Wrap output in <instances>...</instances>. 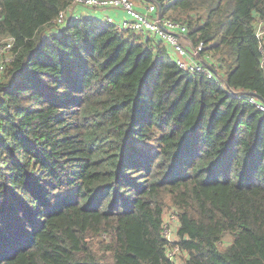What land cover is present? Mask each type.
Wrapping results in <instances>:
<instances>
[{
	"label": "trees",
	"instance_id": "obj_1",
	"mask_svg": "<svg viewBox=\"0 0 264 264\" xmlns=\"http://www.w3.org/2000/svg\"><path fill=\"white\" fill-rule=\"evenodd\" d=\"M72 2L0 0V264H264V0H159L219 82Z\"/></svg>",
	"mask_w": 264,
	"mask_h": 264
},
{
	"label": "built area",
	"instance_id": "obj_2",
	"mask_svg": "<svg viewBox=\"0 0 264 264\" xmlns=\"http://www.w3.org/2000/svg\"><path fill=\"white\" fill-rule=\"evenodd\" d=\"M77 7L122 11L124 16L119 20L105 15L103 21L114 25L121 33L140 34L161 41L167 47L171 59L180 70L190 75L202 74L209 80L220 81V75L217 73V63L210 54L204 51V43L199 41L193 44L187 37V27L171 19L159 17L157 7L154 4L147 5L145 11L142 12L136 9L133 0H73L71 7L59 13L55 24L62 26L70 17L86 18L84 15H74L73 11ZM255 37L258 40L261 53L260 63L264 67V21L256 23ZM11 47V38H5L3 42H0V74L5 69V63L11 59L9 56ZM234 93L239 94V92ZM248 101L264 111V103L256 97L248 96ZM170 231V226L165 222L163 233L168 241H172L174 238ZM177 251V247H174L173 251L168 253V256L173 258Z\"/></svg>",
	"mask_w": 264,
	"mask_h": 264
},
{
	"label": "crops",
	"instance_id": "obj_3",
	"mask_svg": "<svg viewBox=\"0 0 264 264\" xmlns=\"http://www.w3.org/2000/svg\"><path fill=\"white\" fill-rule=\"evenodd\" d=\"M133 2L137 10L144 12L145 7L149 4H154L157 7L156 2L159 3V0H133ZM73 12L75 16L84 15L85 17L95 18L101 21L103 20V17L105 15L111 16L116 20H119L124 16L122 11L115 9L95 10L86 7H77L74 9ZM157 12H158V8H157Z\"/></svg>",
	"mask_w": 264,
	"mask_h": 264
},
{
	"label": "rangeland",
	"instance_id": "obj_4",
	"mask_svg": "<svg viewBox=\"0 0 264 264\" xmlns=\"http://www.w3.org/2000/svg\"><path fill=\"white\" fill-rule=\"evenodd\" d=\"M165 220H166V223L168 224V226H170V233L173 235L174 237V231H175V228L177 227V220L176 218H174V216L170 215V214H167L166 217H165ZM169 231V229H168ZM178 264H181L180 261H178Z\"/></svg>",
	"mask_w": 264,
	"mask_h": 264
},
{
	"label": "water",
	"instance_id": "obj_5",
	"mask_svg": "<svg viewBox=\"0 0 264 264\" xmlns=\"http://www.w3.org/2000/svg\"><path fill=\"white\" fill-rule=\"evenodd\" d=\"M156 5H157V8H158V16L160 17L161 16V9H160V5L158 2H156ZM247 96H254L255 95L253 93H246Z\"/></svg>",
	"mask_w": 264,
	"mask_h": 264
}]
</instances>
